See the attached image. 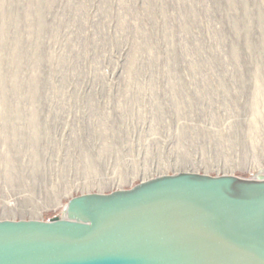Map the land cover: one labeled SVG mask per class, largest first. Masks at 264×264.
Listing matches in <instances>:
<instances>
[{"label":"rangeland","instance_id":"374dc122","mask_svg":"<svg viewBox=\"0 0 264 264\" xmlns=\"http://www.w3.org/2000/svg\"><path fill=\"white\" fill-rule=\"evenodd\" d=\"M184 173L264 182V0H0V223Z\"/></svg>","mask_w":264,"mask_h":264},{"label":"water","instance_id":"95a60500","mask_svg":"<svg viewBox=\"0 0 264 264\" xmlns=\"http://www.w3.org/2000/svg\"><path fill=\"white\" fill-rule=\"evenodd\" d=\"M256 184L264 182L184 173L131 192L73 198L68 220L0 223V264L238 262L246 255L226 254L232 224L263 209L264 193L239 196L229 186Z\"/></svg>","mask_w":264,"mask_h":264},{"label":"bare ground","instance_id":"6f19581e","mask_svg":"<svg viewBox=\"0 0 264 264\" xmlns=\"http://www.w3.org/2000/svg\"><path fill=\"white\" fill-rule=\"evenodd\" d=\"M229 189L231 193L235 195L239 194V196L257 195L264 193V185L261 184L230 185ZM66 212L67 210L65 208V211L63 212L65 215L64 220H68V215ZM236 220L237 221L232 224V226H234V228L236 229L234 230L235 233L232 239V243L228 248L226 254H230L232 250H235L239 253L245 254L246 258H243L238 262L235 259L233 261H230V259H228V264H264V222H259L261 220H264V208L255 212H251L249 214H245L244 216H241ZM222 260L224 261V255H222Z\"/></svg>","mask_w":264,"mask_h":264}]
</instances>
